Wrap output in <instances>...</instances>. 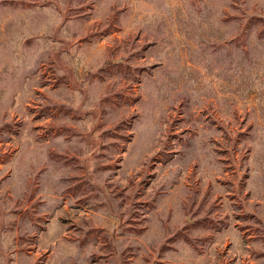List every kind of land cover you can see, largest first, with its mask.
<instances>
[{"label": "rangeland", "instance_id": "374dc122", "mask_svg": "<svg viewBox=\"0 0 264 264\" xmlns=\"http://www.w3.org/2000/svg\"><path fill=\"white\" fill-rule=\"evenodd\" d=\"M0 264H264V0H0Z\"/></svg>", "mask_w": 264, "mask_h": 264}]
</instances>
